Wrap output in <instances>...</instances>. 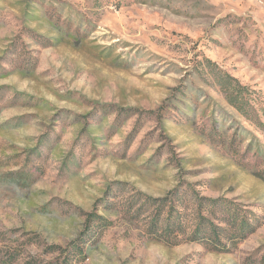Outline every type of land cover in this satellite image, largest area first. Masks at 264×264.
Listing matches in <instances>:
<instances>
[{
    "label": "rangeland",
    "instance_id": "obj_1",
    "mask_svg": "<svg viewBox=\"0 0 264 264\" xmlns=\"http://www.w3.org/2000/svg\"><path fill=\"white\" fill-rule=\"evenodd\" d=\"M0 264H264V0H0Z\"/></svg>",
    "mask_w": 264,
    "mask_h": 264
},
{
    "label": "trees",
    "instance_id": "obj_2",
    "mask_svg": "<svg viewBox=\"0 0 264 264\" xmlns=\"http://www.w3.org/2000/svg\"><path fill=\"white\" fill-rule=\"evenodd\" d=\"M230 100H231V102H233V98H231Z\"/></svg>",
    "mask_w": 264,
    "mask_h": 264
}]
</instances>
